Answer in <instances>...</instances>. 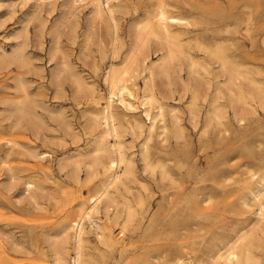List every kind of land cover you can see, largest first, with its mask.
<instances>
[{
  "label": "rangeland",
  "instance_id": "obj_1",
  "mask_svg": "<svg viewBox=\"0 0 264 264\" xmlns=\"http://www.w3.org/2000/svg\"><path fill=\"white\" fill-rule=\"evenodd\" d=\"M124 1L132 2L138 8L136 12L117 14L119 34L123 37L129 20L141 16L152 0ZM184 1H189L199 9L188 11L177 7L171 8V13L190 20L201 19L209 29H221L223 38H211L210 32L203 34L202 38L211 45L224 40L221 49L237 63L257 67L260 70L259 78L264 83V0H214L212 4L204 0ZM60 3L61 0H56L53 7L47 8L50 6L41 7L35 0H0V264H53V244L56 246L58 243L60 236H56L61 226L77 218L78 201L93 193L97 183L95 179L86 183L73 182L66 171L72 166L73 156L77 154L81 165L78 173L83 178L85 171L82 162L91 158L85 153L91 139L85 133L84 119L88 111L86 113L84 109L96 110L105 99L107 92L99 76L108 59L98 60L102 68L95 76L91 70L93 60L99 56L95 38L92 37V42L88 41L86 54L79 53V47L86 42L83 32L86 30L88 6L77 10L76 19H73L74 37L67 38L60 27ZM226 28H229L228 31H224ZM87 31H90L89 37L95 35L91 34V30ZM99 31H102V27ZM188 42L193 44V40ZM53 46H57L55 53ZM61 51L68 55L74 69L87 82L95 84L97 104L78 102L79 99L71 95L68 78H61V82L59 78V83L51 78V73L59 67ZM159 52L149 49L147 61L148 58L158 59ZM192 52L195 59L209 69L214 70L217 66L211 55L194 49ZM20 60L22 63L19 64ZM181 61L183 65L178 74L185 80L186 62L183 59ZM202 74L211 77L207 71ZM17 75L21 78L20 82ZM50 78L57 84L61 83V86L55 83L53 86ZM141 81L137 79L138 84ZM20 83L28 94L19 90ZM180 83L181 80L175 74L171 85L175 92L173 97H178V94L181 97L174 100L164 98L162 101L165 105L176 107L180 125L183 126L182 137L168 135L163 141L157 137L149 140L146 144L148 168L144 167L139 153L143 146L142 137L131 138L126 132L121 137L124 152L131 159L135 179L128 181L125 189L118 184L116 189L110 187L109 190L119 200L126 198L132 213L126 217V213L121 210V214L112 218V211L104 214L99 203L98 212L93 213V216L101 229L87 219L83 220L86 236L83 249L89 264H167L176 257L181 259L182 264H210L209 254L222 241L233 237L240 229H247L255 220L256 204L251 205L253 203L249 200V207H245L239 200L247 196L256 179L264 177V98L261 105L253 103L254 111L240 104L236 117L227 108V116L218 123L213 119L208 122L203 120L207 103L200 97L196 104L198 119L193 123L188 118L187 110L191 92L181 90ZM24 93L25 99L22 97ZM18 99L28 101L27 105L30 100L36 102H30V107L40 117L33 118L37 120L35 123L38 127L40 124L37 139L25 119H21L19 127L8 126L10 121H15L13 107L14 100L17 103ZM221 101L224 102L223 99ZM32 104L37 105L34 108ZM165 117H168L166 112ZM27 150L44 151L46 155L34 159ZM59 161L64 164L63 167L57 165ZM6 164L19 179L9 189L5 187ZM163 165L166 170L164 179L158 173ZM248 171L255 172L256 177L247 181L246 185L250 188H245L242 181H246L247 174L244 173ZM20 178L42 182L44 191L40 194L43 197L38 192L40 197L37 195V200L43 208H32L25 201L16 200L22 188ZM240 196L242 199H239ZM261 224L264 227V216ZM70 231L73 233L72 229ZM103 231L112 236L114 245L106 246L98 240L95 234ZM70 242L72 237L66 244L67 260L72 255ZM249 249L256 264H264V228L256 230L253 245Z\"/></svg>",
  "mask_w": 264,
  "mask_h": 264
},
{
  "label": "bare ground",
  "instance_id": "obj_2",
  "mask_svg": "<svg viewBox=\"0 0 264 264\" xmlns=\"http://www.w3.org/2000/svg\"><path fill=\"white\" fill-rule=\"evenodd\" d=\"M35 1L41 7L50 6L47 8H51L56 2V0ZM204 1L208 4H212L214 0ZM149 5L150 7L147 8L146 6V9L142 11L141 16L129 20L125 30V36L123 37L119 34L117 14L134 12L138 7L132 2L127 3L124 0H61L62 26L60 27L63 28V34L67 38L74 37L75 23L73 22V19H76L75 15L77 10L80 7L88 6V14L86 13L87 16L85 18L86 30L83 32V34H85L86 42L83 41L84 44L79 47V53L83 55L86 54L85 48L87 43H89L88 41H90L92 37L95 38L99 56L97 59L93 60L91 66L92 73L95 76H98L100 68H102L100 67L98 60L102 61L107 58L108 62L104 65L99 76L101 77L102 84L107 92L103 103H101L100 107L96 110L84 109L86 113L88 111V114L84 119L85 133H87L91 139L85 153L89 154L91 158L88 161L82 162L85 171L83 178H81L78 173V168H80L79 166L81 165H79V160L76 158L77 154L76 156H73L74 154L72 155L75 157L74 159L68 157L72 159V166L70 168L68 167L69 170L66 171L68 172V177L73 182L86 183L95 179L97 183L94 186L93 193H91L86 199L83 198L78 201L77 218L72 219L69 223L66 222L67 224L64 223L65 225L61 226L60 231L58 230L59 233L57 236L55 235L56 237L59 235L60 238L57 240L59 245L56 242L57 247L52 243L54 245V251H52L53 264H89V259L83 249L86 240L83 220L87 219L93 226L99 228L100 225L95 222V217L93 216V213L98 212L99 203L102 205V211H104V214H109V210L112 211V218H115L121 210L126 213V217L131 216L132 209L128 200H126V198L119 200V198L113 195V192L109 190L110 187L116 189L118 184L122 185L125 189L127 187V182L135 179L132 173L131 159L124 152L125 146L121 137L125 132L130 134L131 138L142 137L143 146H141L139 153L145 168L148 165V150L146 144L149 140L157 137L163 141L168 135H172L174 138H179L183 126L180 125L179 116L175 110L176 107L165 105L162 101L164 98H173L174 100L175 98L179 99L181 97L180 94H178V97H173L175 92L171 85L173 84L175 74H177L178 79L181 80V90H190L191 92L187 110L188 118L192 120L193 123L198 119L196 104L200 97L207 103V107L203 113V120L207 121L213 119L218 123L221 121L220 119L222 117L227 116V108L230 109L232 115L236 117L238 106L240 104L244 108L248 110L253 109L254 111L253 103L261 105V101H263L264 88L262 86H264V83L261 78H259L260 70L257 69V67H250L249 65H244V63H237L234 61L235 59H233L231 55L224 52V49V51L221 49V46L224 45V40L222 43L213 42L211 45L207 44L202 38V35L207 32H210L211 38L222 37L221 34L223 31L221 29H209L207 24L203 23L201 19L190 20L171 13V8L181 7L190 11L191 9H199L198 6L196 7L189 1L184 0L181 2L179 0H152ZM200 10L203 12L205 11L203 9ZM199 15L203 16L201 13ZM99 26L100 28L102 27V31H99ZM228 29L226 28L224 31H228ZM87 30H91V34L93 35L94 33L95 35L89 37L90 31L88 32ZM190 33L191 36L189 37L188 35ZM51 40H53V38ZM188 40H193V44L189 43ZM149 49H153V52L160 51L159 58H155L156 60H149L148 58L147 61ZM192 49L211 55L214 58L213 63L217 64L215 69H209L206 65L199 63L198 60L195 59L196 57L193 54ZM55 51L57 52V46L54 48V53ZM67 56L66 53L61 51V54L59 55L60 58L58 57L59 67H56L54 72L50 69L53 73H51L52 75L49 74V77L50 75L53 76L51 78H53L54 81L56 79L57 83H59V78L60 82L62 80L61 78H68L72 88L71 95H73L75 99H79L78 102L81 100L85 105L97 104L98 93L95 84L87 82L81 76L80 72L78 73L74 69V65L69 61ZM15 57H17V55ZM53 57L54 56L52 55V60ZM182 59L186 62L184 67L187 80L185 78V80H183V78L181 79L182 76L180 77L178 74V70H180L183 65V62L181 61ZM0 62H2V60ZM20 62L21 60L19 61V64ZM202 71L204 73L205 71L209 72L208 75L211 74V77H206L202 74ZM51 78L49 81H51V83L53 82V86L55 84H61L55 83L56 81L54 82ZM138 78L142 80L141 84L137 83ZM19 79H21L20 76L18 81ZM19 90H21V92H26L22 83L19 84ZM25 95L26 94L24 93V96H22L24 99L26 97ZM27 97L30 98L29 96ZM222 99L224 102L221 101ZM27 102L28 101L23 102V100L18 99L16 103L14 100L15 106L13 107V111L15 115L14 117L16 118L15 121H10L8 126L10 128L19 127L18 124L22 122L21 119H25L30 123L32 133L36 137L40 134L38 130L40 124L38 127V124L35 123L37 120L35 119L34 121L33 118L37 117V114L39 113L32 109V106L30 107L31 103L34 101L30 100L31 103L29 102L30 104L28 103V105ZM35 103L36 102H34V104ZM34 104L32 105L35 108L37 104ZM39 105L41 106V104ZM166 106L167 108H165ZM165 112L168 116L167 118L165 117ZM37 119H40V117H37ZM39 122L42 124V121ZM43 139L41 141H44ZM111 139L112 141H110ZM27 152L29 156L34 159H40L46 155L44 151L27 150ZM3 159L5 158L3 157ZM70 159H68V161H71ZM57 165L63 167L64 164L59 161ZM4 169L7 173H5V187L8 188L9 186H13L17 180L19 181V179L14 175L12 168L7 166V164ZM159 170L160 172L158 173H160V176L163 178V176L166 175L164 165ZM66 172L65 175H67ZM254 173L249 171L244 173L247 174L246 181H242L245 183V188H250L247 187L246 184L248 183L247 181L256 177ZM164 178H166V176ZM20 179L22 188L19 191L20 193L16 200L25 201V203L32 208H43L40 207V201L38 202L37 200L38 192L40 194L44 191L42 182L38 181V179L35 180L32 178ZM254 182V187L249 191L246 190L248 191V194H246L247 196L245 195L246 197L242 201L239 200V203H242L245 207H249L251 202L249 203L248 201L251 200L253 203L251 205L256 204L257 211L255 212L256 214L254 213V217H256L254 218L255 220L253 219V223L250 224L247 229H240L235 232L236 234L233 237L222 241L221 245L209 254L210 264H256L252 259L253 256L251 255L249 248L253 245V238L255 237L256 230L261 231L264 228L261 224V219L264 216V177H259V179H256ZM116 191L120 194L119 190ZM46 194L49 195L50 193L48 194L46 192ZM47 195H45V197ZM49 196L51 197V195ZM207 197L209 198L208 194ZM209 199H206V201ZM239 199H242L241 196ZM90 223H88V225ZM123 228L124 227H122V229ZM71 229L73 230V233L70 231ZM70 232L72 234H70ZM95 235L103 245H114L115 241L109 233L103 231L96 233ZM70 237H72V243L70 242L72 246V255H70L69 260H67L66 254L68 253L66 244L69 242ZM16 251L18 252V250ZM167 264H182V261L179 257H176L174 261L171 260Z\"/></svg>",
  "mask_w": 264,
  "mask_h": 264
}]
</instances>
